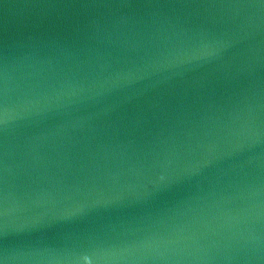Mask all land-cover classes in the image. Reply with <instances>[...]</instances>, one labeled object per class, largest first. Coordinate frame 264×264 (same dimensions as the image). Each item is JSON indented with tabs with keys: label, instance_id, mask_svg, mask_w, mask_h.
I'll list each match as a JSON object with an SVG mask.
<instances>
[{
	"label": "water",
	"instance_id": "1",
	"mask_svg": "<svg viewBox=\"0 0 264 264\" xmlns=\"http://www.w3.org/2000/svg\"><path fill=\"white\" fill-rule=\"evenodd\" d=\"M0 264H264V0H0Z\"/></svg>",
	"mask_w": 264,
	"mask_h": 264
}]
</instances>
